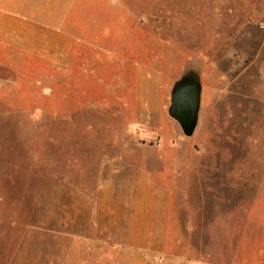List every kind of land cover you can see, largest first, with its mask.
<instances>
[{
	"label": "rangeland",
	"instance_id": "374dc122",
	"mask_svg": "<svg viewBox=\"0 0 264 264\" xmlns=\"http://www.w3.org/2000/svg\"><path fill=\"white\" fill-rule=\"evenodd\" d=\"M0 264H264V0H0Z\"/></svg>",
	"mask_w": 264,
	"mask_h": 264
},
{
	"label": "water",
	"instance_id": "95a60500",
	"mask_svg": "<svg viewBox=\"0 0 264 264\" xmlns=\"http://www.w3.org/2000/svg\"><path fill=\"white\" fill-rule=\"evenodd\" d=\"M201 84L199 72L186 67L170 89L168 115L180 126L185 136H191L197 126Z\"/></svg>",
	"mask_w": 264,
	"mask_h": 264
}]
</instances>
